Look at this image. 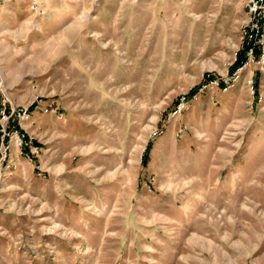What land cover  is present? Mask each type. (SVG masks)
<instances>
[{
	"label": "rangeland",
	"instance_id": "374dc122",
	"mask_svg": "<svg viewBox=\"0 0 264 264\" xmlns=\"http://www.w3.org/2000/svg\"><path fill=\"white\" fill-rule=\"evenodd\" d=\"M247 1L0 0V109L34 149L0 169V264H264Z\"/></svg>",
	"mask_w": 264,
	"mask_h": 264
},
{
	"label": "built area",
	"instance_id": "2783aa9c",
	"mask_svg": "<svg viewBox=\"0 0 264 264\" xmlns=\"http://www.w3.org/2000/svg\"><path fill=\"white\" fill-rule=\"evenodd\" d=\"M1 1L6 3L12 2L13 0ZM246 10L248 22L243 28L241 40L244 45V50L246 51V56L249 58V62H255L258 59L256 56L257 50H261L260 57H264L262 54L264 51V0H248ZM227 84L228 81H226V85ZM194 90L195 89L191 90L190 96L196 95L197 91L193 93ZM186 101V96L180 99V103L176 106L173 113L174 115L182 113ZM30 117L31 114L28 108L15 109L8 108L7 105H4V107L0 109V169L4 164H7V168L15 167L16 160L12 157L10 150V143L13 141L16 147L20 150L21 155H24L25 153L27 159H32V155L34 154V149L31 146L32 142L28 139L22 129V122L28 121ZM10 120H13V122L16 123L12 128L6 125ZM162 133L163 131H161V134Z\"/></svg>",
	"mask_w": 264,
	"mask_h": 264
},
{
	"label": "trees",
	"instance_id": "16d2710c",
	"mask_svg": "<svg viewBox=\"0 0 264 264\" xmlns=\"http://www.w3.org/2000/svg\"><path fill=\"white\" fill-rule=\"evenodd\" d=\"M260 55H261V50H257L256 51L257 58H259ZM245 58H246V51L243 49V51L237 57V60L234 64V69H237V68L239 69L240 67H242V65L244 64ZM196 91L197 89H195L193 93H195ZM149 148H150V145H149Z\"/></svg>",
	"mask_w": 264,
	"mask_h": 264
}]
</instances>
